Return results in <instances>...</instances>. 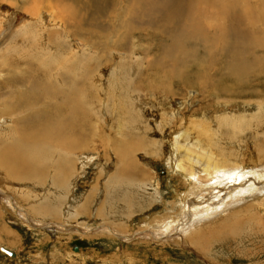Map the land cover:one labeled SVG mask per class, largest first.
Here are the masks:
<instances>
[{
    "label": "rangeland",
    "instance_id": "rangeland-1",
    "mask_svg": "<svg viewBox=\"0 0 264 264\" xmlns=\"http://www.w3.org/2000/svg\"><path fill=\"white\" fill-rule=\"evenodd\" d=\"M89 1L0 0V56L4 53H7L6 57L14 54L6 49L9 45L4 46L6 40L16 43L14 46H17V42L24 44L23 42L29 39L33 46L29 43L27 46L34 48L31 51L37 53L36 58L52 52L63 56V52L66 51L63 46H66L68 53L64 55V61L67 65L72 63L70 52H76L80 57L75 54L71 58L76 63L77 72H80L83 66L82 72H95L94 77L91 74V78L87 79L88 82L85 81V85H81V89L87 93V96L84 93L80 95L82 111L75 114L72 112V118L69 120L71 122L69 131L80 135L81 138L78 141L84 140L83 142H87V145L71 149L56 146L48 140L40 147L36 144L29 145V150L34 148V153L37 154L38 162L32 163V165L37 163L33 168L40 170L33 177H28L25 171H20L18 165L9 164L0 159V200L3 197H11L16 205L15 208L10 205V198H6L7 203L2 202L3 205H9L10 208L7 210L0 203V219L15 227L18 230L16 236L19 238L15 244V240L8 237L7 232L4 233L7 240L0 242V264H264L262 219H242L237 226L231 225L230 228H225L226 233L223 235L214 233L215 236L201 245L198 244L199 241H196V247L193 244L162 242L166 238L180 237V234L177 235L176 228L161 234L159 240L152 237L149 239L138 237L140 234L143 235L140 233L141 227L143 231H147L146 225L163 223L167 212H171L169 219L166 218L170 220L173 216L179 215L178 210L181 212L183 209L180 215L184 217H177V221L180 220L179 223H182L181 219L185 221L189 217L191 209L189 207L200 202V199H196V193L192 194L189 188L192 184L205 182L206 179L188 176L186 182L180 183L178 179L180 170L176 165H172L173 161H171L174 136L181 135L186 128H191V131L184 132V138L189 144H198L197 137H199V144H205L196 148L197 154L208 151L219 160H227L229 164L238 166L235 167L236 172L222 176L223 179H227L226 187L231 180H235L236 174L237 177L241 175V178L245 180L259 174V170H250V168L264 167L262 164L264 156L261 155L264 152V45H258V48L253 49L256 44L250 41L247 43V48H240L239 50L242 51H252L250 55L247 51L246 56H249L251 60L248 64H251L252 67L249 69L251 71L253 69V73L244 72V75L236 82L229 81L227 78L223 81L218 80L217 87H220L221 97L213 93L212 96H208L202 87H187L174 83L170 77L173 71L167 67L168 62L164 66L155 68L154 63L163 59L158 45L169 43L167 27L166 25L162 27L160 22L158 23L160 26L154 29L150 26L152 23L146 20L136 23L129 20L131 17L126 10L138 11L144 6L142 0H109L110 4L112 2V7L111 10L108 9L110 13L108 17L95 19L98 28L95 26L89 28L88 21H84L85 28L92 30H88L82 36L67 29L66 34L60 17L64 16L69 9H73V11H80L78 17L85 20L93 12L92 5L89 8ZM228 4L231 14L240 15L241 27L245 26L246 30L249 28L248 30L253 33L252 36L256 35L255 37L263 41L264 0H232ZM41 7L46 9L45 17L32 14L31 8ZM179 18L183 20L179 23H182L185 22L186 16L180 15ZM75 19L77 21L78 18L75 17ZM229 26V28L234 26L232 29L238 28V25H233L232 22ZM94 28H97L96 31ZM31 36L32 39H30ZM239 50L237 51L241 52ZM213 52L214 55L219 54L216 49ZM219 56L220 61L216 60L218 64H213V70L209 71L210 75L217 69L221 70L225 65V58L223 55ZM5 58H0L2 76L0 95L9 93L8 89H13L14 92L22 88L13 95L16 99L20 93L29 90L15 81L17 78H22L16 70L24 71L25 67L18 66L13 60H4ZM205 59L203 62H206ZM11 63L17 67L12 66ZM123 63V67L129 66L127 75L117 68ZM49 69L50 67L47 70ZM56 69L58 67L52 65V75H47V80L55 84L53 87L55 90H59L57 83L60 80L59 84H62L65 77L56 74ZM259 71L261 73L258 74ZM79 72L77 74L81 75ZM10 75H13L15 80L10 79ZM162 77L164 80L168 79L166 82L171 83L170 87L177 89L175 95L167 96V92L149 86L150 81L158 84L163 80ZM8 84L11 85L10 88ZM235 86H239L237 88L239 92L233 89ZM67 88H70V85H64V89ZM224 92H226L225 95ZM31 93L30 102H34L29 103L30 110H35L37 113L41 110H55L53 103L49 100L50 96L46 99L47 95L43 94L42 89L31 91ZM73 95L76 97L74 93ZM58 107L63 108L62 105ZM64 107L66 110L70 109L69 105ZM58 111L70 115L65 113L64 108ZM121 111L129 114L130 119L126 120L127 116H123ZM7 114L2 113L8 118L2 124L10 128L15 123L14 118L18 116L11 117ZM58 115V113L55 114L56 117ZM119 119L123 123L118 127ZM190 120H195L198 124L202 123L203 127H195L198 132L192 130ZM17 124L15 125L18 127ZM199 128L203 129L201 134ZM120 133H125V138L140 139V144L136 147L137 151L132 155L140 167L142 166L141 168H144L152 177L150 179L145 177L146 184L142 182L136 185L138 189L135 187L138 195L150 198L149 204L144 203L140 208L133 207L132 209L135 210L131 211L125 200L130 181L124 179L127 176L120 172L123 164L116 165V161H119L118 155L112 146L113 143L120 142ZM14 147L21 148L5 145L0 148V153L3 149H14ZM137 170L141 169L137 168ZM223 172L227 173V169ZM137 178L141 179V177ZM203 190L205 196L200 195L201 192L197 195L202 200L207 199V193L212 194V191L206 187L198 191ZM225 191L224 189L218 194ZM218 194L211 195L213 200L224 202L230 198L226 193L221 198ZM246 194L249 195V191H246ZM111 195H113L112 198ZM108 197L109 200H106ZM184 197L187 201L185 204L182 201ZM174 200L179 205L175 208L170 206ZM20 212L26 214L29 219L26 220ZM143 220L149 223H143ZM30 222H33V225ZM43 225L45 228H38ZM63 225L66 227L64 228ZM213 226L212 224L211 227ZM78 228L83 232L77 230ZM106 229L109 231L118 229L127 234L134 232L132 235H135L136 231L140 232H138L139 235L130 238L131 241H126V238L118 237V235L122 236L121 234L114 236L110 232L106 235L99 233ZM228 232L231 233L229 237L226 236ZM156 236L158 237V234ZM74 247H78L79 250L74 251Z\"/></svg>",
    "mask_w": 264,
    "mask_h": 264
},
{
    "label": "bare ground",
    "instance_id": "bare-ground-1",
    "mask_svg": "<svg viewBox=\"0 0 264 264\" xmlns=\"http://www.w3.org/2000/svg\"><path fill=\"white\" fill-rule=\"evenodd\" d=\"M231 1L232 0H229L228 2H231ZM228 2L226 0H194V1H190V0H168V1L142 0V3L144 4V6L138 9V11L135 12L129 8H128L129 10H126V11H128V13L130 14L131 19L129 20H131L132 22L136 23V22H141V21L146 20V22L148 21V23L149 22L152 23L151 25L150 24L149 25L153 27L154 29L160 26V24H158L160 22H161L162 27L166 25L167 28L166 27L165 28H166L169 43L168 44L161 43L160 45H158V47L160 48L162 52L160 53L163 59L161 58V60L154 63L155 68L156 66H161V65L164 66L168 62L167 67H170L173 71L170 77L174 83L179 84V85L182 84L187 87L188 86H199V87H202L204 93H206L208 96H210L213 93L217 97H221L222 93H221V90L219 89L220 87L219 88L217 87L218 80L223 81L225 78H227L229 79V81L236 82L240 80V78L244 75V72L253 73V69L252 71L249 69V67H252L251 64H248L250 60L249 56H246L247 51H249V55L252 54V51L251 50L242 51L239 49L247 48V43L250 41L255 42L256 44V46H254L253 49H255L258 45H264V40L261 41L260 39L255 37L256 35L252 36L253 33L251 32V30H248L249 28L246 30L245 26L241 27L242 21H241L240 15L231 14L229 10ZM233 2L235 3V1ZM111 4L109 0H90L88 2V5H89V8H91V5H92L93 12L91 16L89 15V17L86 18L85 20L83 18L78 17V14L80 11H76V10L73 11V9H69V11L64 16L60 17L61 24L63 25V27L65 26L63 31L67 34L66 30L69 29L70 32H73L76 35L78 34L82 35L86 33L88 30H92V29H89L92 26L93 27L95 26L98 28L95 19L101 18V17L107 18L108 14H110L108 9L111 10V7H112ZM70 7L71 6H69V8ZM31 10L33 12L32 14H35V15L37 14L42 17H45L44 15L46 14L45 13L46 9H43L41 7V8H31ZM180 15L186 16V18L184 19L185 22L179 23L180 21H183L179 18ZM75 17L78 18L77 21ZM71 18L72 20H70ZM155 19H158V20H155ZM84 21H88L87 25H89L88 26L89 28H85ZM249 21H252V20L249 19ZM230 22H232L233 25L235 24L238 25V28L232 29L234 26L232 28H229ZM122 23L124 24L123 21ZM136 26H139V25H136ZM147 34L149 35V33ZM50 35H51L50 37H52V34ZM93 38L95 39V37ZM96 38H98V36ZM30 39H32V36ZM148 39H149V36H148ZM26 40L23 42L24 44L17 42V46H14L16 43H12V41L10 42L9 40H6V43L4 44V46H8V45L9 46L8 48L6 47L5 48L8 49L10 53H14V54L8 55V57H6L7 53H4L3 55L0 56V58L6 57L4 60L10 59V60H13L15 63H17L18 66L25 67L24 71L16 70L17 73L21 74L22 76L21 79L17 78L15 80L13 75H10L11 77L10 79H14L16 83L17 82L21 83V87L26 86L30 90V91L29 90L23 91L18 96L16 95L17 96L16 99L13 95L21 91L22 88H18L14 92L12 91L13 89H8L9 93H6L5 95H2V96L0 95L1 96L0 103L2 104V106L0 107V148L5 145L7 146L15 145L16 147H21L20 149L14 147V149L6 148V149L1 150L2 152L0 153V159L1 161L7 162L9 164L13 163V165H18L17 167H19L20 171H25L28 177H33L34 175L36 176V174L40 170L37 171L35 170V168H33V166L35 167L37 163H35L34 165H32V163L38 162L36 160L37 154L34 153V148L29 150V145L35 146L36 144L38 147H40V145H44V143L48 140L50 143L56 146H63V147L73 149V147L82 148L84 144L87 143V142L86 143L83 142L84 140L82 141L79 140L80 141L79 142L78 139L81 138V136L77 134H73L72 132L69 131V127H71V122H69V120L72 118V112L75 114L77 112L80 113V111H82V107L80 106L82 99L80 98V95L84 93V91L81 89V85L82 84L85 85V81L88 82V80L91 78L90 77L91 74L94 77L95 72L94 73H92V71L82 72V69L84 66L83 67L81 66L82 68L80 72L78 71L79 73H81V75H78L76 63L74 62V59L71 58V56L77 53L70 52V55H71L70 60L72 61L71 64L67 65L64 61V58H65L64 55L68 53L66 52L68 51L67 50L68 48L66 46H63L66 48V51L63 50L65 51L63 52V56H61L60 54L56 52L50 53L51 51H49L50 54L44 55L42 53L43 54V55L41 54L42 56L39 55L36 58L37 53H32L31 51L33 47L27 46V43H29L31 46H33V44L30 42L29 39L27 41ZM239 45H244V46L241 47ZM214 49H216L217 53L219 54L215 52V54L217 55H214V52H213ZM39 50H40V47L38 51ZM237 50L241 52H238ZM125 54H128V53H125ZM219 55L220 56L223 55V57L225 58V65L221 70L217 69L215 72L213 71V73L210 75L209 71L211 69L213 70V64H218L216 60L220 61L218 59ZM204 58H206L205 59L206 62H203ZM207 58H208V62H207ZM150 64L152 67L151 62ZM52 65L58 67V69H56V72H57L56 74L64 75L65 77L64 81L61 82L62 84H59L60 80L58 81V79L54 78V80L58 81V83L57 82L56 83L60 88L59 90H55L53 88L55 84H52L51 81L47 80L48 79L47 75H52L51 74ZM196 65H198L197 68L195 67ZM259 65L261 66V63H259ZM12 66L17 67L15 64H12ZM123 66H124V63L119 64L117 68L123 73H125V75H127L126 72H129V66H126V67H123ZM163 66L162 68H164ZM49 67L50 69L47 70ZM259 73L261 72L259 71L258 74ZM256 74L257 73H255V75ZM250 75L253 76L252 74ZM224 76H227V77H224ZM1 77L2 76L0 74V79ZM166 81H168V79L164 80V78L158 84H155L150 81L149 86L153 89L158 88L159 90L167 92L168 93L167 96H169V94L175 95L177 89H173L172 87H170L171 83L168 84ZM11 84H12V81H11ZM66 84L70 85V88L64 89V85ZM121 85L123 86V83H121ZM10 87L11 85H9L8 88ZM14 87H15L14 89H16V85H14ZM238 87L235 86V88L233 89L234 90L236 89V91L239 92V90H237ZM37 89H42L43 94L47 95L45 97L46 99L48 96H50L49 100H51L50 102L53 103V107L55 108V110H50V109H49L50 111H45V110L40 111L39 110L40 113H37V111L29 109V103L34 102V101L30 102L31 95H32L31 91L33 92ZM73 93L76 95V97L73 95ZM84 94L87 96V93H84ZM223 94L225 95L226 92H224ZM59 105H62L63 108L65 109V113H68L70 115L59 112L58 110L63 109V108L58 107ZM64 105H69L70 109L66 110ZM23 107L25 108L21 109ZM25 112L27 113L23 115ZM121 112L123 116H127L126 120L130 119L129 114L125 113L124 111H121ZM2 113H8L10 115L7 114V116H11V117L18 116L14 118L15 123H13L12 127L8 128L6 127V125L4 126L2 124L4 121H6V119H8L7 117H5V115H2ZM56 113L59 114L57 117L55 116ZM133 121L135 120L133 119ZM190 121H191L190 124L192 123V126H191L192 130H196L195 127H199V126H201V128L203 127L202 123L198 124V122L195 120H190ZM118 123H119L118 124V127H119L122 125L123 122L120 120ZM131 123L133 125V122ZM15 124H17L18 127ZM189 130L191 131V128H186L184 132L187 133L189 132ZM200 130L201 131L199 132L201 134L203 129H200ZM196 131L198 132V129ZM184 132L181 135L178 134L174 136L173 146H171L172 147V154H171L172 160L171 161H173L172 165H176L180 170L178 172V179L180 180V183L183 184L184 182H186L187 180L186 178L188 176L189 177L196 176L203 180L206 179L205 182L201 181L196 184H192L189 188L192 194L196 193L197 198L196 197L194 198L200 199V202H196V203L193 202L195 205H191V207H189V209L191 208L189 210L190 211V214L188 215L189 217L185 221L181 219L182 223H179L180 220L177 221V217L180 216V218H182L183 215H180V214L183 213L182 212L183 209L181 210V212L178 210L179 215H175L173 216V218H171L172 217L171 216L170 220H168L169 219L168 216L171 215V212H167L165 214H166V218H168L167 219L168 221L166 220V218H164V222L159 225L157 224L160 222H157L156 224H153V225L148 224L145 226V228H147V231H143L142 227L140 229L142 231L141 232L138 231L142 233L143 235L141 234L139 235L137 231L135 235L136 236L139 235L138 237L142 239L144 238L149 239L152 237L155 240H159L160 239L159 237L161 236V234L168 233L169 231H172L176 228L177 235L180 234V237L166 238L162 242H171V243L178 242V243H183L184 245L185 243L190 244V245L193 244L196 247L195 245L196 241H199L198 244L201 245L202 243L208 242L211 237L215 236L214 233L217 235H223L224 233H226L225 228L227 227L230 228L231 225L237 226L238 222H240L242 219H245V218H252L254 220L262 219L263 221H261V224H264V178L262 177L264 176V167L262 169L250 168V170H259V174L254 175V177H248L245 180L241 178L242 177L241 175L237 177V174H236L235 180H231L226 187L225 182H227V179L226 178L223 179L222 176L227 175L228 173L231 174L232 172H236L235 167H238V166L229 164L227 160H219L217 156H214L208 151L197 154L196 148H200L204 146L205 144L204 145L202 143L199 144V137L196 138L198 140L197 141L198 144H193V143L189 144L188 141H186L184 138L185 136ZM125 136H126L125 133H120V136H119L120 142H118V144L113 143L112 146L116 150V153L118 155L117 160L119 161L118 162L116 161V165L118 164L119 166H121V164H123V167L121 166L122 171L120 170V172L122 173V175L127 176L124 179H127V181H130L125 200L128 205V208H130V211H131V210H135V209H132L133 207L140 208L143 206L144 203L149 204L150 198L138 195L137 192L135 191V187L136 185H139V183H142V182L144 183L145 177H148L149 179L152 177L149 176L148 172L144 168L143 169L145 171L141 168L142 166L140 167L138 162L135 160L134 155H132V154H135V152L137 151L136 147L140 144L139 142L140 139L137 138V139L132 140L131 138L130 139L125 138ZM261 155L264 156V152H262ZM262 164H264V162ZM137 168L141 170L138 171ZM224 169L225 170L227 169V173L223 172ZM42 171H43V167H42ZM247 174L249 173L247 172ZM137 177H141V179H138ZM203 187H206L207 189L212 191L211 193L213 195L215 193L218 194V192L225 189L226 191L224 193H226L230 198L229 199L227 198V200L224 202L216 201V199L213 200V197L211 196L212 194L207 193V196H208L207 199L202 200L197 195L201 192L200 195L205 196L204 190L198 191L199 189H202ZM245 188H247V190H244ZM136 189L138 188L136 187ZM246 191H249L250 194L249 195L246 194ZM224 193L218 194V197L221 198V196L224 195ZM238 193L240 194L238 195ZM112 196L113 195H111V198ZM218 197H217V200H218ZM6 198H10V202L9 201L8 202L10 203V205L14 206L15 208L16 205L14 201L11 199V197H3V199L0 200L2 207L4 209L6 208V210L10 208L8 204L7 205L2 204V202L7 203ZM106 200H109V197ZM182 201L184 204L187 202L185 200V197L184 199H182ZM176 202L177 201L174 200L170 204V206L171 207L174 206L173 208H175L176 206H179L178 202L177 203ZM199 203H202V204L199 205ZM220 203H222L221 204L222 206L220 205V207H217V205H219ZM198 206L200 207L198 208ZM21 214L26 220L29 219L28 217H26V214L24 213H21ZM147 222L148 221L145 220L143 223H147ZM30 223L33 225V222H30ZM214 223H218V224H214ZM212 224L214 225L213 227H211ZM63 227L65 228L66 226L63 225ZM77 230H79V228ZM79 231L83 232L81 229ZM109 232L113 233L114 236L117 234H121L122 235L121 237L124 239L126 238V236H130L132 235V233H134L132 232L131 234H127L126 232H121V230H118V229L117 231L113 229L109 231L106 229V231L104 230L99 233L106 235ZM157 234H158V237L156 236ZM230 235H231L230 232L226 234V236L228 237ZM220 237L223 238V236H220ZM130 238H133V237L130 236L126 238L127 239L126 241L128 240L131 241ZM78 250L79 248L77 247V250H74V251H78Z\"/></svg>",
    "mask_w": 264,
    "mask_h": 264
},
{
    "label": "crops",
    "instance_id": "crops-1",
    "mask_svg": "<svg viewBox=\"0 0 264 264\" xmlns=\"http://www.w3.org/2000/svg\"><path fill=\"white\" fill-rule=\"evenodd\" d=\"M0 228H2L0 229V242L3 240H7L5 238V234H4L5 232L8 233L7 235L8 237H12L15 240L14 242L15 244L18 242L19 238H17L16 236L18 234V230L15 227L3 222V219H0ZM4 242H9V241H4Z\"/></svg>",
    "mask_w": 264,
    "mask_h": 264
},
{
    "label": "water",
    "instance_id": "water-1",
    "mask_svg": "<svg viewBox=\"0 0 264 264\" xmlns=\"http://www.w3.org/2000/svg\"><path fill=\"white\" fill-rule=\"evenodd\" d=\"M35 227H38V226H35ZM38 228H45V226H39ZM132 237L136 236V235H130ZM130 236H126V238L130 237ZM118 237L122 238L120 235H118ZM74 250H77V247H74Z\"/></svg>",
    "mask_w": 264,
    "mask_h": 264
}]
</instances>
